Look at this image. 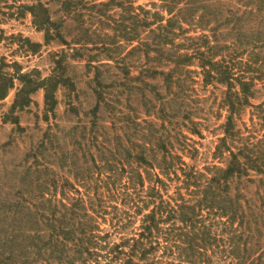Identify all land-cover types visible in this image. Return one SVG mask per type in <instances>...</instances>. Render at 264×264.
<instances>
[{
    "label": "rangeland",
    "instance_id": "obj_1",
    "mask_svg": "<svg viewBox=\"0 0 264 264\" xmlns=\"http://www.w3.org/2000/svg\"><path fill=\"white\" fill-rule=\"evenodd\" d=\"M39 1L0 0V84L14 81L0 98L1 223L15 221L14 203L20 191L35 189L30 181L38 175L59 177L58 187L52 190L58 197L64 183L66 191L75 195L76 186L85 189L82 177L95 172L94 158L102 163L111 157V149L124 157L129 149L140 148L135 144L139 140L156 143L161 131L169 135L176 153L204 171L213 163L227 165L228 146L238 150L246 141H258L264 151V0H183L176 6L185 9L177 22L182 28L176 27L179 33L169 52L195 53L201 46L205 59L223 64L214 74L230 67L233 87L222 78L207 82L198 56L182 66L175 58L178 54L162 64L149 61L143 49L129 52L139 44L138 39H127L133 21L130 11L144 14V7L168 15L165 0H132L130 11L114 1L103 5L109 0H81L72 12L65 0H42L49 10L39 8L35 20L29 5ZM48 16L53 22L41 25ZM135 28L142 36L151 35L137 22ZM151 65L174 68L173 79L152 69L145 71ZM17 71L35 79L61 75L71 80L49 82L48 88L32 92L29 104L14 107L24 85ZM242 73L253 85L250 103L240 105L235 93L241 89L237 76ZM229 91L234 106L228 102ZM232 112L239 133L224 143ZM219 146L224 154L218 152ZM48 165L51 169H46ZM177 181L169 182L170 190ZM88 183L94 184L95 179ZM239 189L252 218L244 225H250L255 235L249 246L259 241L255 246L259 249L264 247V172L251 170L249 176L233 179L232 192ZM20 214L18 222L26 215ZM231 258L222 257V262L229 264Z\"/></svg>",
    "mask_w": 264,
    "mask_h": 264
},
{
    "label": "trees",
    "instance_id": "obj_2",
    "mask_svg": "<svg viewBox=\"0 0 264 264\" xmlns=\"http://www.w3.org/2000/svg\"><path fill=\"white\" fill-rule=\"evenodd\" d=\"M111 1L123 4L130 11L132 0H127L128 4L125 0L101 3L107 5ZM182 1L165 0L168 15L144 7V14L130 11L133 21L128 26L127 39H138L139 44L129 52L143 49L149 61L154 59L162 64L174 60L178 54L175 58L182 66L191 64L198 56L207 82L222 78L233 87L230 67L226 65L217 69L219 75L214 74L213 70L223 64L205 59L201 46L195 53L169 52L168 46L173 45L174 36L182 28V23L177 22L185 7L176 8ZM64 2L72 12L81 0ZM39 8L44 12L49 10L42 0L29 5L35 20ZM47 18L40 24L53 22L51 17ZM135 22L143 25L144 30L149 29L151 35L139 34ZM149 69L165 74L170 80L174 77V68L145 67V71ZM17 74L24 85L14 107L29 104L32 92L41 86L48 88L49 82L65 84L71 80L61 75L35 79L28 72L17 71ZM247 78L244 73L237 76L241 89L235 95L240 105L250 103L253 83ZM13 84L14 81L11 85L0 84V98L7 95V86ZM230 93L228 102L234 106ZM15 121L18 122V117ZM225 125L224 143L228 136L239 133L233 112ZM168 137L161 131L156 143L147 137V140H139L135 144L140 148L136 152L129 149L124 157L118 150L111 149V157L102 163L94 158L97 174L93 171L82 177L85 189L76 186L75 195L66 191L64 183L62 197H58L52 191L59 185V177L55 175H38L32 179L30 184L35 189L20 191L14 203L15 221L8 225L0 222V264H224L222 257H232L229 264H264V247H255L259 239L249 246L250 238L255 235L250 225H244L252 220L243 201L245 194L240 189L232 192V181L236 177L249 176L251 170L264 172V151L258 141H246L238 150L228 146L231 158L227 165L213 163L204 171L176 153ZM158 152L162 153L158 156ZM218 152L224 154L222 146L218 147ZM94 179V184L88 183ZM174 179L178 181L170 190L169 182ZM23 211L24 219L16 221ZM221 223L223 227L219 228Z\"/></svg>",
    "mask_w": 264,
    "mask_h": 264
}]
</instances>
